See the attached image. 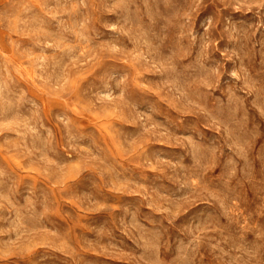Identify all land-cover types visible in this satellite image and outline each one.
Here are the masks:
<instances>
[{"label": "rangeland", "instance_id": "obj_1", "mask_svg": "<svg viewBox=\"0 0 264 264\" xmlns=\"http://www.w3.org/2000/svg\"><path fill=\"white\" fill-rule=\"evenodd\" d=\"M0 264H264V0H0Z\"/></svg>", "mask_w": 264, "mask_h": 264}]
</instances>
